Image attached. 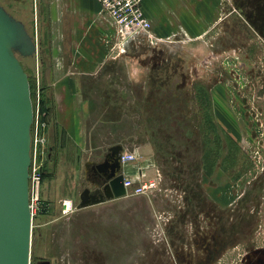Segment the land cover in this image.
Segmentation results:
<instances>
[{
	"label": "rangeland",
	"instance_id": "obj_1",
	"mask_svg": "<svg viewBox=\"0 0 264 264\" xmlns=\"http://www.w3.org/2000/svg\"><path fill=\"white\" fill-rule=\"evenodd\" d=\"M211 2L206 34L172 35L182 39L176 48H159L150 63L128 57L114 85L100 82L120 88L114 101L124 150L134 155L128 164L156 182L142 195L130 190L76 208L84 187L97 189L85 177V161L103 154L56 148L49 159L41 125L48 119L42 103L50 110L49 61L18 56L34 112L29 173H39L29 179L30 264H264V0ZM0 5L35 36L36 0ZM63 201L72 204L68 212Z\"/></svg>",
	"mask_w": 264,
	"mask_h": 264
},
{
	"label": "crops",
	"instance_id": "obj_2",
	"mask_svg": "<svg viewBox=\"0 0 264 264\" xmlns=\"http://www.w3.org/2000/svg\"><path fill=\"white\" fill-rule=\"evenodd\" d=\"M141 6L152 32L163 39L180 33L206 34L214 22L216 8L211 0H141ZM35 9L32 31L37 40V57L41 54L47 58L50 66L44 82L50 108L44 132L51 152L49 159L56 148L62 154L72 149L83 154L102 153V159L112 145L121 144L124 149L120 139V100L114 101L120 96V88L104 89L100 82H104L102 86L114 85L126 58L144 57L150 63L162 51L159 48H176L182 39L152 43L144 35L136 36L124 42V52L116 56L114 28L96 0H36ZM107 91V98H103ZM94 163L85 161L88 181ZM122 173L137 178L144 170L136 163L125 164Z\"/></svg>",
	"mask_w": 264,
	"mask_h": 264
},
{
	"label": "water",
	"instance_id": "obj_3",
	"mask_svg": "<svg viewBox=\"0 0 264 264\" xmlns=\"http://www.w3.org/2000/svg\"><path fill=\"white\" fill-rule=\"evenodd\" d=\"M37 54V40L22 21L0 5V264H30L32 213L29 207V166L33 104L28 75L18 58ZM121 144L108 147L103 159L91 165V182L77 209L126 195Z\"/></svg>",
	"mask_w": 264,
	"mask_h": 264
},
{
	"label": "built area",
	"instance_id": "obj_4",
	"mask_svg": "<svg viewBox=\"0 0 264 264\" xmlns=\"http://www.w3.org/2000/svg\"><path fill=\"white\" fill-rule=\"evenodd\" d=\"M100 6L101 12L106 15L110 20L111 25L115 31V44L113 48L117 51L116 56L119 53L124 52V42L130 38L136 36L144 35L152 43H172L174 39L169 38H158L152 32V24L150 20L145 16L141 0H96ZM45 126V123H41ZM134 160V155L132 153H127L123 151L121 156V162L123 165L131 163ZM31 164V163H30ZM30 167V166H29ZM142 175H138L136 179H129L124 176V187L126 193L132 191L134 195H142L156 187V182L153 179H141ZM29 179L33 181L39 180V173L35 172V169H31V174L29 173ZM138 183L134 185L136 182ZM32 198V197H31ZM62 211L68 212L71 209L70 201H63L61 203ZM33 198L30 202V192H29V207L30 210L34 209ZM32 213V212H31Z\"/></svg>",
	"mask_w": 264,
	"mask_h": 264
},
{
	"label": "flooded vegetation",
	"instance_id": "obj_5",
	"mask_svg": "<svg viewBox=\"0 0 264 264\" xmlns=\"http://www.w3.org/2000/svg\"><path fill=\"white\" fill-rule=\"evenodd\" d=\"M89 175H91V179L92 178H94V176H93V173H92V171L89 173ZM92 181V180H91ZM92 184H95L96 186H97V189H93V191H99V186L96 184V183H94V182H92ZM85 188V187H84ZM91 189V188H90ZM92 190V189H91ZM34 264H57V263H55V261H51L50 259H46V258H39V259H37L36 261H35V263ZM260 264V263H259Z\"/></svg>",
	"mask_w": 264,
	"mask_h": 264
},
{
	"label": "trees",
	"instance_id": "obj_6",
	"mask_svg": "<svg viewBox=\"0 0 264 264\" xmlns=\"http://www.w3.org/2000/svg\"><path fill=\"white\" fill-rule=\"evenodd\" d=\"M39 59H40V65L42 66L43 65V62H44V57H41V54H40V56L38 57ZM21 61V60H20ZM42 68V67H41ZM42 102H43V99H42ZM46 102H47V100H46ZM45 102V103H46ZM47 106V105H46ZM41 112H43V115H46V117L48 118V115H49V110L46 108V107H44V103H42V105H41ZM43 120V119H42Z\"/></svg>",
	"mask_w": 264,
	"mask_h": 264
},
{
	"label": "bare ground",
	"instance_id": "obj_7",
	"mask_svg": "<svg viewBox=\"0 0 264 264\" xmlns=\"http://www.w3.org/2000/svg\"><path fill=\"white\" fill-rule=\"evenodd\" d=\"M123 165V164H122ZM123 168V167H122Z\"/></svg>",
	"mask_w": 264,
	"mask_h": 264
}]
</instances>
